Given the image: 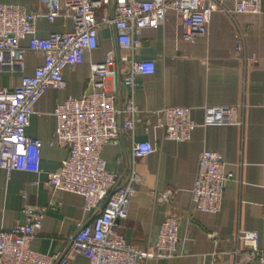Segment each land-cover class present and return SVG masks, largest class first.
Segmentation results:
<instances>
[{"label": "crops", "instance_id": "crops-1", "mask_svg": "<svg viewBox=\"0 0 264 264\" xmlns=\"http://www.w3.org/2000/svg\"><path fill=\"white\" fill-rule=\"evenodd\" d=\"M224 10L212 15L208 34L195 43L184 40L182 20L174 13L166 15L158 29H144L140 47L133 53L121 50L114 27L99 31V46L87 53L76 68H66V85L48 91L35 107L28 137L42 142L40 172L7 171L0 168V230L10 231L25 223L24 206L47 208L39 235L31 248L44 255L61 252L81 223H90L92 214L84 212L82 196L52 191L48 177L67 158L68 150L51 147L55 138L56 107L68 97L81 98L86 90L91 65L103 63L114 52L115 75L108 89L115 91L116 107L121 110L133 98L145 121L134 132H120L118 144L102 151L107 171L125 184L132 169L142 178L132 198L128 218L121 233L132 245L153 247L160 225L169 215L180 217V235L186 239L183 251L174 258L150 260L146 264H236L234 254L240 231L259 235L264 251V4L258 15H231L234 0H221ZM0 4H19L28 12L46 13L48 0H0ZM73 30L72 22L45 18L37 22L36 36ZM242 37L244 52L236 53V41ZM27 46V41L22 43ZM129 55L134 61H152L155 73L138 75L134 91L123 82L124 65L118 58ZM258 59L257 63L251 58ZM24 72L0 67V89L15 88L23 76H31L44 62L43 55L27 51ZM239 107V124L203 126L206 107ZM165 107L189 109L197 128L188 142L165 140L157 117L150 114ZM125 117L118 115L122 125ZM135 142H149L154 152L133 159ZM223 156L226 172L233 173L224 191L222 210L215 215L192 212V193L203 151ZM162 195H168L164 201ZM213 235V238L210 237ZM70 264H89L79 254H70Z\"/></svg>", "mask_w": 264, "mask_h": 264}, {"label": "built area", "instance_id": "built-area-1", "mask_svg": "<svg viewBox=\"0 0 264 264\" xmlns=\"http://www.w3.org/2000/svg\"><path fill=\"white\" fill-rule=\"evenodd\" d=\"M46 13L28 12L19 4H0V67L24 72L27 51L40 53L44 62L31 76H23L19 86L0 89V168L11 172H40L42 142L27 136L31 117L40 99L50 90L64 89L66 68H76L85 55L99 46V31L114 27L119 48L133 54L139 47L144 29H158L169 12L183 22L184 40L195 43L208 34L212 15L224 10L221 0H48ZM231 15H258L264 0H234ZM54 23L58 19L72 22L73 30L52 33L47 38L36 36L39 19ZM27 41V46L22 43ZM244 52L242 37L236 41V53ZM114 52L105 61L91 65L86 90L81 98L68 97L59 104L54 116L57 129L51 147L68 150L60 168L48 177L52 191L80 195L84 212L92 214L90 223H81L68 237L61 252L44 255L31 248L39 235L47 208L24 206L25 223L10 231L0 230V264H70V254H79L89 264H146L150 260L177 257L186 244L180 235V217L169 215L160 225L153 247L142 249L129 243L121 233L128 218L132 198L142 178L132 169L121 185L107 171L102 151L108 144H118L120 132L132 133L145 121L142 111L131 98L119 110L115 91L108 89V79L115 75ZM124 65L123 82L134 91L138 75H152V61H134L125 54L118 58ZM258 62L255 57L251 58ZM239 107H206L203 126L239 124ZM118 115L125 117L122 125ZM157 117L165 140L188 142L197 128L189 109L165 107L150 114ZM154 152L149 142H135L133 159ZM233 173L226 172L223 156L203 151L199 157L192 193V212L218 214L222 210L224 191ZM164 201L168 195H162ZM213 238V235H210ZM236 264H264V251L259 248V235L254 231L238 233Z\"/></svg>", "mask_w": 264, "mask_h": 264}]
</instances>
